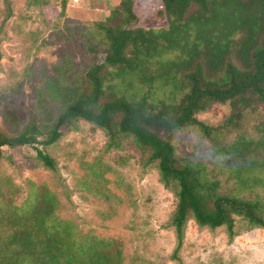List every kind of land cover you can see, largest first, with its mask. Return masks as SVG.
I'll return each instance as SVG.
<instances>
[{"label":"trees","instance_id":"1","mask_svg":"<svg viewBox=\"0 0 264 264\" xmlns=\"http://www.w3.org/2000/svg\"><path fill=\"white\" fill-rule=\"evenodd\" d=\"M95 34L88 69L76 76L65 65V89L60 80L61 86L53 84L64 106L60 114L17 134L0 130V162L5 146L29 145L55 169L45 148L83 119L105 130L109 149L120 146V136H133L145 165H156L177 198L169 222L177 262L190 220L201 228L225 227L230 239L237 216L264 228V196L242 195L252 189L243 188L248 181L264 179L256 175L264 169V0H156L155 8L122 0L96 23ZM215 102L233 108L218 123L202 118ZM246 113L249 124L238 131ZM187 130L204 147L190 140L195 152H183L177 134ZM214 155L230 163L231 173L236 169L232 179L243 187L222 192L221 180L197 159ZM52 215L50 206L49 229L43 218L42 229L27 226L24 215L10 218L13 230L0 233V264H122L121 253L110 251L115 241L79 233Z\"/></svg>","mask_w":264,"mask_h":264},{"label":"rangeland","instance_id":"2","mask_svg":"<svg viewBox=\"0 0 264 264\" xmlns=\"http://www.w3.org/2000/svg\"><path fill=\"white\" fill-rule=\"evenodd\" d=\"M121 1L0 0V130L13 135L34 120L48 124L57 118L64 106L53 84L65 89V65L76 76L88 69L96 23ZM139 1L155 8L156 0ZM232 112L230 104L215 102L202 118L218 123ZM249 121L246 113L238 131ZM177 139L185 153L186 148L196 150L187 145L190 140L204 147L195 131L179 133ZM108 141L104 129L80 120L45 148L55 169L45 166L32 146H5L0 162V233L13 230L10 212L24 215L25 224L33 228L42 229L43 218L49 229L51 206L52 216L72 223L79 233L115 241L110 251L121 253L122 264H264V228L250 226L241 216L233 239L225 227L201 228L190 220L179 252L181 263L174 260L177 240L169 222L175 194L164 186L155 164L145 165V152L133 136H120V146L110 149ZM197 159L221 180L222 192L245 185L232 179L236 169L231 173L230 163L220 155ZM256 175L264 178V169ZM245 187L252 189L244 197L264 196V179L248 181Z\"/></svg>","mask_w":264,"mask_h":264}]
</instances>
